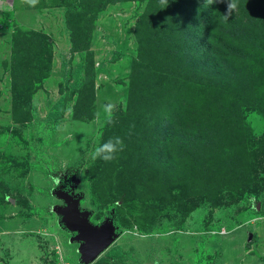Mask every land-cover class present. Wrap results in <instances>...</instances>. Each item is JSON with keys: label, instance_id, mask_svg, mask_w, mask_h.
<instances>
[{"label": "rangeland", "instance_id": "obj_1", "mask_svg": "<svg viewBox=\"0 0 264 264\" xmlns=\"http://www.w3.org/2000/svg\"><path fill=\"white\" fill-rule=\"evenodd\" d=\"M237 2L0 0V264H264V0ZM72 195L113 214L91 262Z\"/></svg>", "mask_w": 264, "mask_h": 264}, {"label": "water", "instance_id": "obj_2", "mask_svg": "<svg viewBox=\"0 0 264 264\" xmlns=\"http://www.w3.org/2000/svg\"><path fill=\"white\" fill-rule=\"evenodd\" d=\"M65 206L60 208L59 223L73 233L71 239L79 242L80 259L87 263L103 252L117 236L113 214L106 213L99 223L88 220L89 211L77 207V197H63Z\"/></svg>", "mask_w": 264, "mask_h": 264}, {"label": "clouds", "instance_id": "obj_3", "mask_svg": "<svg viewBox=\"0 0 264 264\" xmlns=\"http://www.w3.org/2000/svg\"><path fill=\"white\" fill-rule=\"evenodd\" d=\"M167 0H161V3L164 4L166 3ZM205 2L208 5H213L217 3H226L227 7L225 12L223 13L224 19L228 20L234 12L238 11V2L237 0H205ZM24 3L27 4L30 7H35L38 3L39 0H24ZM113 110H114V105L112 104H107L105 106V112H106V122L107 123H112V116H113ZM115 143H113V139H110L109 141L105 142L104 144L98 146L92 153H91V159L93 161L97 159H101L104 162H111L114 159H116V153L119 151L123 150V142L121 138L116 137L114 138ZM119 146V147H117ZM52 182L58 187L61 184L64 183V179L62 176H53L52 177Z\"/></svg>", "mask_w": 264, "mask_h": 264}, {"label": "trees", "instance_id": "obj_4", "mask_svg": "<svg viewBox=\"0 0 264 264\" xmlns=\"http://www.w3.org/2000/svg\"><path fill=\"white\" fill-rule=\"evenodd\" d=\"M62 101H64V99H62ZM261 208L264 209V205H262ZM106 253H107L106 256H108V257H110V258H113V257L119 255V251H117L116 248H115L114 246H111V247L109 248V250H108ZM106 256H105V257H106ZM106 258H107V257H106Z\"/></svg>", "mask_w": 264, "mask_h": 264}]
</instances>
